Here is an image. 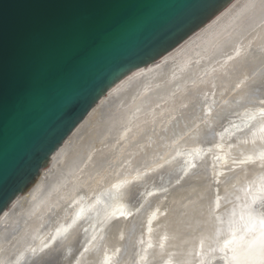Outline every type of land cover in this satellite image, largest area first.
I'll return each instance as SVG.
<instances>
[{"label":"bare ground","instance_id":"6f19581e","mask_svg":"<svg viewBox=\"0 0 264 264\" xmlns=\"http://www.w3.org/2000/svg\"><path fill=\"white\" fill-rule=\"evenodd\" d=\"M262 102L264 0H236L97 105L1 217L0 264H243L264 220Z\"/></svg>","mask_w":264,"mask_h":264},{"label":"water","instance_id":"95a60500","mask_svg":"<svg viewBox=\"0 0 264 264\" xmlns=\"http://www.w3.org/2000/svg\"><path fill=\"white\" fill-rule=\"evenodd\" d=\"M235 1L0 0V219L114 87Z\"/></svg>","mask_w":264,"mask_h":264},{"label":"snow or ice","instance_id":"6c2138e0","mask_svg":"<svg viewBox=\"0 0 264 264\" xmlns=\"http://www.w3.org/2000/svg\"><path fill=\"white\" fill-rule=\"evenodd\" d=\"M261 111H264V109ZM233 239H235V234H233ZM231 242L229 241V243ZM248 250L251 254V259H246L243 264H264V220L260 221L259 235H253Z\"/></svg>","mask_w":264,"mask_h":264}]
</instances>
